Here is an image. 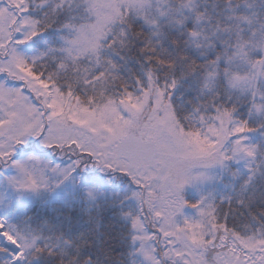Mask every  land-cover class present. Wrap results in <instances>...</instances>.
I'll list each match as a JSON object with an SVG mask.
<instances>
[{
  "label": "snow or ice",
  "instance_id": "obj_1",
  "mask_svg": "<svg viewBox=\"0 0 264 264\" xmlns=\"http://www.w3.org/2000/svg\"><path fill=\"white\" fill-rule=\"evenodd\" d=\"M0 264H264V0H0Z\"/></svg>",
  "mask_w": 264,
  "mask_h": 264
}]
</instances>
